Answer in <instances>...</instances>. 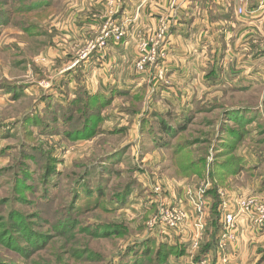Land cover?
<instances>
[{
    "label": "rangeland",
    "instance_id": "rangeland-1",
    "mask_svg": "<svg viewBox=\"0 0 264 264\" xmlns=\"http://www.w3.org/2000/svg\"><path fill=\"white\" fill-rule=\"evenodd\" d=\"M28 5L0 0V264H131L140 254L153 264L159 244H187L178 238L187 214L199 218L215 192L234 211L241 198L264 204V79L212 78L196 100L166 95L167 73L159 82L150 69L133 75L132 94H101L79 72L86 45L76 25L59 30L61 16L49 18L61 9L22 13ZM161 208L186 218L175 229L151 225ZM199 221L186 255L164 260L264 264V230L252 219V241L237 235L195 262Z\"/></svg>",
    "mask_w": 264,
    "mask_h": 264
},
{
    "label": "crops",
    "instance_id": "crops-1",
    "mask_svg": "<svg viewBox=\"0 0 264 264\" xmlns=\"http://www.w3.org/2000/svg\"><path fill=\"white\" fill-rule=\"evenodd\" d=\"M105 2L47 0L42 9H61L59 14L48 17L50 25L59 16V30L63 23H74L77 31L79 29V47H84L102 28ZM238 8L237 0H123L117 17L124 31L122 40L112 41L104 51L80 63L79 72L88 70L92 89L101 90V94L114 88L116 93L132 94L137 90L132 86L134 74L147 77L153 74L150 69L145 73L135 70L138 40L152 34L159 21L165 20L168 23L165 67L170 86L162 91L194 95L198 100L213 89L207 82L212 78L264 79V0H246L243 15L238 14ZM166 95L170 96L168 91ZM212 201L213 198H208L199 218L194 211L187 214L186 224L179 229L178 238L189 247L196 240V231L192 228L196 220H202L205 228L201 246L211 239ZM250 222L249 217L238 218L237 235L242 241L246 238L247 243L254 239ZM240 243L237 245L242 249ZM214 247L216 251L217 245ZM230 249L233 250V246ZM210 255L211 251L207 256Z\"/></svg>",
    "mask_w": 264,
    "mask_h": 264
},
{
    "label": "built area",
    "instance_id": "built-area-1",
    "mask_svg": "<svg viewBox=\"0 0 264 264\" xmlns=\"http://www.w3.org/2000/svg\"><path fill=\"white\" fill-rule=\"evenodd\" d=\"M237 3L239 4L238 14H245L246 0H237ZM122 5L123 0H106V12L102 28L97 36L84 48L80 55L79 62L87 60L93 54L102 52L107 48L110 42L119 43L122 40L124 31L117 23V17L121 12ZM167 33V21L160 20L152 35L138 40V57L134 66L137 73H145L149 69H153L155 70L154 76L157 78V81L166 82L167 72L165 66L168 57V47L166 45ZM157 191H159V189H157ZM204 193V189L196 192V197L201 206L204 205ZM219 195L221 197L223 224V232L218 243L219 250H226L230 244L236 241L239 216L249 217L253 220L252 222L256 227L264 230V204L260 203L255 198H241L237 201L236 211L234 212L230 209L226 194L223 191H219ZM185 218L186 214L182 210L161 208L158 210L151 225L159 223V225L167 229H175ZM202 223L203 222L199 221L197 226L202 228ZM197 243L198 242L194 245L197 246Z\"/></svg>",
    "mask_w": 264,
    "mask_h": 264
},
{
    "label": "trees",
    "instance_id": "trees-1",
    "mask_svg": "<svg viewBox=\"0 0 264 264\" xmlns=\"http://www.w3.org/2000/svg\"><path fill=\"white\" fill-rule=\"evenodd\" d=\"M25 1L27 4H30V6L28 5L26 8H24V10H22V13H29L32 11L35 12V10H37V12L35 14H38L40 12H44L46 11V9L48 10L49 7L47 8H43L44 3H46L47 0H23ZM33 6V7H32ZM36 7V9L33 10V8ZM20 12V11H19ZM33 12V13H34ZM2 18V14L0 13V20ZM213 80V79H211ZM95 96V95H92ZM30 114H27V116H29ZM167 130V127L163 125L162 130ZM163 130V131H164ZM22 186H25V184L23 183ZM215 199L213 201L212 204V235H211V239H209V241H207V243H204L203 246H201V249L199 250V253L197 252V257L195 258V262H201L203 260V258L208 255V253L210 251H212V248H214V245L218 244V238L220 239V236L223 232V224H221V218H222V211H221V198L218 195V192L214 193ZM163 243L158 245V251H156V255L153 258V261H150L153 264H161L162 261H166L164 260L165 256H171L173 254L176 255V258H183L186 255V251H188L189 249V245L185 244V246L182 245H170L168 248V250H164V252L161 251ZM133 247V248H132ZM136 249L135 244L133 246H130L129 248L126 249L127 253H133L134 250ZM199 254V255H198ZM141 254L139 256L136 257L135 261H132L131 264H141V260H138V257H140ZM163 264H171L169 261H166Z\"/></svg>",
    "mask_w": 264,
    "mask_h": 264
}]
</instances>
